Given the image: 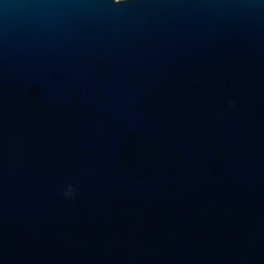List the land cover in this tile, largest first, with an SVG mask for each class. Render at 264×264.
<instances>
[{
    "label": "water",
    "instance_id": "water-1",
    "mask_svg": "<svg viewBox=\"0 0 264 264\" xmlns=\"http://www.w3.org/2000/svg\"><path fill=\"white\" fill-rule=\"evenodd\" d=\"M0 264H264V0H0Z\"/></svg>",
    "mask_w": 264,
    "mask_h": 264
},
{
    "label": "clouds",
    "instance_id": "clouds-1",
    "mask_svg": "<svg viewBox=\"0 0 264 264\" xmlns=\"http://www.w3.org/2000/svg\"><path fill=\"white\" fill-rule=\"evenodd\" d=\"M63 195L65 197H72L74 195V187L72 184H67L63 190Z\"/></svg>",
    "mask_w": 264,
    "mask_h": 264
}]
</instances>
